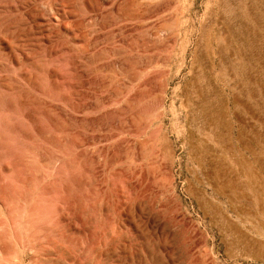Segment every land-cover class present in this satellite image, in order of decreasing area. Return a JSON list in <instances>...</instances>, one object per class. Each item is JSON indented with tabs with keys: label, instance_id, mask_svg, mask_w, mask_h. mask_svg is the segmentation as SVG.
Instances as JSON below:
<instances>
[{
	"label": "rangeland",
	"instance_id": "obj_1",
	"mask_svg": "<svg viewBox=\"0 0 264 264\" xmlns=\"http://www.w3.org/2000/svg\"><path fill=\"white\" fill-rule=\"evenodd\" d=\"M0 264H264V0H0Z\"/></svg>",
	"mask_w": 264,
	"mask_h": 264
},
{
	"label": "bare ground",
	"instance_id": "obj_2",
	"mask_svg": "<svg viewBox=\"0 0 264 264\" xmlns=\"http://www.w3.org/2000/svg\"><path fill=\"white\" fill-rule=\"evenodd\" d=\"M37 187H38V186H37ZM31 190H32V189H31ZM16 196H17V195H16ZM19 197H20V196H18V198H19ZM31 197H32V196H31ZM20 198H21V197H20ZM33 200H34V199H33ZM29 201H30V200H29ZM34 202H35V201H33V203H34ZM41 203H42V202H41ZM34 204H35V203H34ZM39 204H40V203H39ZM36 205H37V206H35L34 208H39L37 203H36ZM44 205H45V204H44ZM44 205H43V206H44ZM22 206H25V205H22ZM27 206H28V205H27ZM25 207H26V206H25ZM40 207H41V204H40ZM23 208H24V207H23ZM26 208H27V207H26ZM27 210H28V208H27ZM34 210H35V209H34ZM26 212H27V211H26ZM26 212H25V213H26ZM36 212H37V211H36ZM38 212H39V211H38ZM18 216H19V215H18ZM34 216H35V215H34ZM14 219H15V217H14ZM16 223H17V222H16ZM20 224H21V223H20ZM29 224H31V223H29ZM17 225H18V224H17ZM31 226H32V225H31ZM33 229H34V228H33ZM32 231H33V230H32ZM14 235H15V234H14ZM25 241H26V240H25Z\"/></svg>",
	"mask_w": 264,
	"mask_h": 264
}]
</instances>
